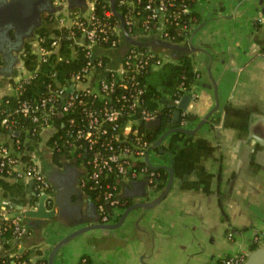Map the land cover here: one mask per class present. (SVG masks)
<instances>
[{"label":"crops","instance_id":"1","mask_svg":"<svg viewBox=\"0 0 264 264\" xmlns=\"http://www.w3.org/2000/svg\"><path fill=\"white\" fill-rule=\"evenodd\" d=\"M11 1L0 0V102L29 74L22 54L26 44L38 53L39 29L52 32L63 25L60 18L69 22L75 13L87 10L81 0L69 2L67 11L52 10L50 3L38 11L35 5L15 8ZM195 5L199 19L186 45H194L189 55L199 75L190 90V115L184 125L195 127L215 106L212 76L218 84L219 108L198 132H173L153 149L154 164L174 169L172 187L158 205L132 210L118 228L78 235L59 250L54 264H223L225 254L253 250L255 233L264 229V0H198ZM108 54L109 69L121 68L122 48ZM101 73L93 72L88 83ZM60 124L55 119L43 129L34 154L55 191L68 183L81 189V205L76 206L75 193L70 195L58 220L49 223L25 213L34 205L33 188L9 198L23 212L28 232L0 237V261L28 253L33 264H48L51 249L64 235L100 220L96 203L80 185L86 172L83 161L72 148L57 156L47 143ZM12 138L0 133V141ZM25 183L30 186L31 181ZM118 189L132 203L155 199L162 191L153 192L143 176L121 179Z\"/></svg>","mask_w":264,"mask_h":264},{"label":"built area","instance_id":"2","mask_svg":"<svg viewBox=\"0 0 264 264\" xmlns=\"http://www.w3.org/2000/svg\"><path fill=\"white\" fill-rule=\"evenodd\" d=\"M96 0H86L87 10L82 13H76L71 16L69 22L66 21V17L60 18L63 25L71 24L75 25L77 30L84 36V39H78L76 37V30L71 29L70 34L75 38V41L84 44L88 54L92 56V59L88 60L78 71L72 74L70 82L64 86V88L57 89L52 95L42 98V101L38 105H33L31 102L23 101L20 110L25 115H30L33 119H38L40 115H36L34 111L39 110L43 112L44 125L43 129L50 125L55 119H59L65 126L63 117L67 115L70 110L78 104L85 103L82 94H90L93 98L100 97L104 100L101 107H85L86 121L83 126L75 128L77 125L74 117L68 118V129L66 134H60V138H63L62 142L57 139L55 141L54 148L59 151H64V148H72L75 151L77 157L83 161L86 166L85 175L81 178L80 185L83 189L86 188L89 181L95 183L91 185L92 188H101L104 190V201L99 204L98 211L100 213V221L112 222L115 221L108 212V208L112 209V213L117 217L121 213L122 206L125 204V200L119 194L118 184L110 181L107 178L109 175L119 176L121 179L139 178L145 177L148 185L151 187L156 176L159 175L158 168L151 167L146 161L148 149L154 143L145 139L144 135L139 132V121H150L158 117L161 118L160 108L148 109L141 107L140 96L144 90L145 84H136V72L140 68L151 64L153 68L161 66L164 61L172 59L170 55H161L156 58L154 51L147 47H137L138 45L132 44L126 54L123 57V64L119 69H109L107 61L102 58H95V52L98 43L103 40H108L110 30L119 31L122 33V29L117 24H110L107 21L100 22L98 17L94 13V4ZM122 5H129L130 9L126 13L125 21L129 32L132 34L135 31L140 32V28L135 26L137 15L134 8L137 2L143 3V10L145 13L140 18L144 27L142 33L143 37H153L159 35L161 38L174 41V36L170 35V31L167 28V21L170 17L173 19H179L181 14L189 12L191 9L188 4L176 5L174 0H119ZM57 5L64 6V11H67L69 0H56ZM174 7V9H170ZM107 15L113 13L111 9L105 11ZM193 19V18H192ZM190 20V22H189ZM188 21H184L180 27L182 30L189 31L186 35V39L189 38L193 28L191 25V18ZM136 27V28H135ZM135 28V29H134ZM134 29V31H133ZM101 32L106 33L101 35ZM141 34V33H140ZM42 37H38L39 49L38 53L40 57H44L50 52V49L41 44ZM111 47L116 46V41H113ZM51 45L53 47L59 46V37H55L52 40ZM94 58V59H93ZM155 59V60H154ZM103 71L96 82L88 83L89 77L95 71ZM137 70V71H134ZM130 73L129 77L127 73ZM27 75L21 77L17 82L16 90L21 86L22 79ZM120 79V81L118 80ZM120 82V83H119ZM119 83V87L127 88L120 96H118L117 104H109L111 99L110 94L116 90V86ZM191 90V89H190ZM189 90V92H190ZM61 96V101H58V97ZM181 98L173 100V111L177 108ZM127 103L130 111L126 121L121 124L117 121L120 115L126 112L123 104ZM1 111V108H0ZM174 113V112H173ZM188 113L187 110L182 112ZM54 117V120L52 118ZM182 117V116H181ZM187 119L182 120V125ZM107 124L112 126L110 130ZM11 121L7 115L0 117V127H9ZM36 130V128L34 129ZM21 133V132H20ZM105 137L104 141L101 139ZM16 142L20 143V139L15 140L14 144H7L6 141H0V173L10 177L14 180L33 181V191L37 199L43 193H48L49 198L47 203L52 205L55 197V189L47 177L42 168V164L38 157L33 154L30 160L23 158L22 152L19 151ZM90 150L91 154L89 158L85 159L87 151ZM143 161L144 163L139 167H135L137 163ZM6 173V174H5ZM91 183V184H92ZM5 222H10L12 225V232L15 236L24 235L28 232V228L24 223V214L18 211L15 205L9 198H1L0 196V233L9 229V225ZM253 242L258 246L264 245V229L255 233ZM248 253H237L222 259L223 264H244ZM15 257L12 261L4 259L0 261V264H33L29 258H20L17 254H13L11 257Z\"/></svg>","mask_w":264,"mask_h":264},{"label":"trees","instance_id":"3","mask_svg":"<svg viewBox=\"0 0 264 264\" xmlns=\"http://www.w3.org/2000/svg\"><path fill=\"white\" fill-rule=\"evenodd\" d=\"M141 1L143 2V0ZM174 1L178 6L186 3L191 9L189 12H184L181 14L179 19L176 20L173 19V17H170L167 21V28L170 31V35L174 36V41L177 43L186 44V35L189 31L182 30L180 25L184 21H188L191 18L192 23L190 26L194 29L199 19L197 17L196 10H194V5L198 0ZM143 5V3L140 4L137 2L136 7L134 8L137 18H139L137 19L135 26L140 28V32L138 30V33L135 35L139 36L141 39H145V37L142 36L144 27L140 19L145 13V10H143ZM116 8L126 17V13L130 9V6L122 5L120 4L119 0H116ZM107 9L112 10L110 0L95 1L93 11L98 17L97 22L107 21L110 24L119 25V27L122 29L120 18L114 12L110 15H107L105 13ZM170 9H174V7H171ZM80 18H83V14L80 16ZM71 29L76 30V37L78 39H84V36L80 33V31L77 30L76 26L71 24L56 26L52 32H50L46 27H41L39 29V36L42 37L41 44L49 48L50 52L44 57H40L39 53L34 51L32 44H26L22 58L24 66L29 70V74L22 79L21 86L18 90H16L14 93L4 95L0 102V117L7 115L9 117V121H11V125L9 127H0V133L6 132L13 136L11 141H6L7 144H14L15 140L18 138L20 139V143L16 142V146H18L19 151L23 154V158L27 161L30 160L31 156L36 151V143L42 140L41 129L44 125V118L42 116L43 112L39 110L34 111L36 115H40V117L36 120L30 117V115H25L20 110L23 101L27 100L33 105H38L42 101V98L54 94L57 89L64 88V86L70 82L72 74L78 71L84 64L88 62V60L92 59V56L88 54L85 45L76 42L75 38L70 34ZM105 34L106 33L101 32L102 36ZM57 36L59 37V46L53 47L51 42ZM100 40L101 41L98 43L96 49L93 48V51L95 52L94 57L97 59L102 58L105 62L107 61V63L110 59L108 54L110 49L117 48L119 46L122 48L124 44H127L125 51L122 48L123 54L125 55L128 48L132 45L128 43L123 34L121 35V32L119 33L118 30L113 31L112 29L110 30L108 40H103V38ZM113 41H116V46L111 47L113 45ZM147 48L157 53L156 58L161 57V55L169 54L172 59L164 61L158 69L153 68L152 65L149 64L143 68H140L139 71L136 72L135 85L138 86L139 84H145V88L140 96V105L138 106V109L141 107H146L148 109L161 107V119L165 123H175L173 120L174 111L172 102L176 98H182L186 92H189L193 83L197 79L199 72L196 70L189 52L179 51V56L176 57L175 55L168 53V51L157 50L152 46ZM130 73L131 72L127 73L128 77ZM157 74L158 78H155ZM118 80L120 81L119 78ZM119 83L116 86V90L110 94L113 100L110 99L108 101L109 104H111L112 101L113 103L117 104L118 101L116 98L124 91H127V88L119 87ZM17 84L19 83L16 82L15 86ZM82 97L85 103L78 104L77 106L73 107L70 112L63 117L65 126H58L54 134L51 135L47 142L49 146L57 147V145H55V141L57 139L59 142H62L63 138H60V134H66L69 127V117L75 118L77 123L75 128L83 126L86 121L84 108L87 106L101 107L104 103V100L100 97L93 98L90 94H82ZM58 101H61V96L58 97ZM123 105L126 109V112L120 115V117L117 119V121L121 122V124L126 121L128 112L130 111L127 103ZM189 115V113L183 114L179 124L182 123L183 119H188ZM53 120L54 117L51 121ZM107 126L110 130L112 129L110 124H107ZM138 127L139 132L144 135L145 139L153 142H155L165 130V127L162 125L148 126L147 122L142 120L139 121ZM35 128L36 130H34ZM16 131H19V133L17 134ZM104 140L105 137L101 139V141ZM155 149H157V147ZM55 151L57 152L56 155L59 156L63 150L59 151L57 148H55ZM90 154L91 151L88 150L85 159L89 158ZM143 163L144 162L141 161L137 163L135 167H139ZM158 172L159 175L156 176L151 186L153 192H159L161 189H163L169 177V171L165 167L158 168ZM107 179L116 182L119 187L121 180L119 176L109 175ZM91 183L92 182L89 181L84 190L87 191L92 197L98 208L99 204L104 201V190L101 188H92L91 185L95 184L96 182L92 184ZM28 187L29 184L25 183V181L14 180L0 173V196L5 198H17L22 196L28 190ZM122 198L125 200V204L122 206V209H125L132 203V200L123 196ZM33 199L37 200V197L34 196ZM108 212L115 221L118 220L121 215V213H119L117 217H114L115 214L112 213V209L110 208H108ZM5 224L9 225V229L1 232L0 237H5L7 239L16 237L15 233L12 232V225L10 222H5ZM256 247L257 243L254 242L251 248L255 249ZM17 255L20 258H29L28 253ZM15 257L16 256H10L6 259H8V261H12L15 259Z\"/></svg>","mask_w":264,"mask_h":264},{"label":"water","instance_id":"4","mask_svg":"<svg viewBox=\"0 0 264 264\" xmlns=\"http://www.w3.org/2000/svg\"><path fill=\"white\" fill-rule=\"evenodd\" d=\"M111 1V8L112 11L120 18L121 20V25H122V30L123 33L125 34V39L128 41L129 44H135L141 47H149L152 46L157 50H161V51H168V53H171L172 55H175L176 57L179 56V51L183 52H190L191 50H193L194 45L193 44H181V43H174L171 42L169 40L163 39L160 36H153V37H148L146 36L145 39H141L139 36L137 35H132L129 32V29L127 27L124 15L117 10L116 8V0H110ZM69 2L72 3H77L78 0H69ZM81 2L83 4H85L86 0H81ZM13 7L15 8H29L30 6H34L35 10L38 11L40 9V5H44L45 3H50V6L52 8V10H60L62 11L64 9V6H55L53 0H12L10 2ZM39 5V7H38ZM70 5H68L69 7ZM18 12V11H17ZM15 17H19L20 14L15 13L14 14ZM24 18V15H21ZM123 50L125 51L127 48V44H124L122 46ZM212 83L214 86V91H215V98H216V104L215 106L210 109V111H208L206 113V115L204 117H202L200 119V121L197 123V125L193 128H188L185 125L179 124V121L181 119L182 116V112L184 110L187 109L191 99H192V93L191 92H186L177 108H175L174 113H173V120L174 122H169V123H165L160 117L147 121V125L148 126H156V125H162L163 127H165V130L161 133V135L158 137V139L150 146V148L148 149L147 155L145 157V161L154 168H160L162 167V165H156L154 164L151 159H150V152L155 149L156 147H161L164 139L171 133L173 132H181V133H187V134H194L196 132H198L204 125L205 123L211 118V116L213 115L214 112L217 111V109L219 108V92H218V84H217V80L212 76ZM16 133L18 134L19 131H16ZM165 167L168 169L169 171V178L165 184V186L163 187L162 191L160 192V194H158V196L155 199H145L142 201H136L131 203L129 206H127L121 213L120 217L118 220L116 221H112V222H102L100 221L98 218H94L95 221L91 222V223H87L84 225H81L75 229H73L72 231H70L69 233H67L66 235H64L55 245L54 247L51 249L49 256H48V264H54V260L55 257L57 255V253L59 252V250L70 240H72L73 238L77 237L78 235L89 231L91 229H95V228H107V229H115L120 227L121 225H123V223L125 222L127 216L129 215V213L138 208V207H144V208H152L156 205H158L168 194V192L170 191L172 184H173V180H174V169L171 165H165ZM48 177V176H47ZM70 183L67 184V186L63 185L62 187H59L57 185V189L55 191V197L53 199L52 205H49L47 203V200L49 198L48 193H43L42 195H40V197L34 201V205L32 207H27L25 213L28 217L32 218V217H36V218H41L43 221L44 220H48L49 223H52L53 221H57L58 220V214L59 212L62 211V205H66L65 199H67L70 195L72 194H76L79 198L77 200V205L76 206H80L82 199H81V189H79V187H74L73 188V184L72 186L69 185ZM33 188V181H31L30 186H29V190L32 191ZM98 219V220H97ZM84 220V219H83ZM244 264H264V245L263 246H258L255 249H253L250 253H248Z\"/></svg>","mask_w":264,"mask_h":264},{"label":"rangeland","instance_id":"5","mask_svg":"<svg viewBox=\"0 0 264 264\" xmlns=\"http://www.w3.org/2000/svg\"><path fill=\"white\" fill-rule=\"evenodd\" d=\"M197 3V2H196ZM197 5V4H196ZM196 5L194 6V10H196L197 9V7H196ZM192 32V31H191ZM155 78H158V74L155 76ZM150 155H151V158L154 160V159H157V156H156V153L154 152V150H152L151 152H150ZM124 210V208L121 210V213H122V211ZM234 253H228V254H225V255H223V257L221 258V261H222V259H224V258H226V257H228V256H231V255H233ZM220 264H221V262H220Z\"/></svg>","mask_w":264,"mask_h":264}]
</instances>
